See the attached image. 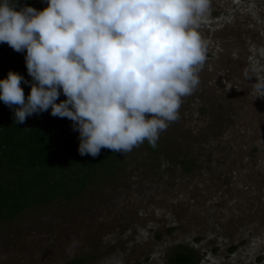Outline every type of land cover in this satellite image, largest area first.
<instances>
[{
  "label": "rangeland",
  "instance_id": "obj_1",
  "mask_svg": "<svg viewBox=\"0 0 264 264\" xmlns=\"http://www.w3.org/2000/svg\"><path fill=\"white\" fill-rule=\"evenodd\" d=\"M200 83L155 147L0 221V264H264V0H210Z\"/></svg>",
  "mask_w": 264,
  "mask_h": 264
},
{
  "label": "clouds",
  "instance_id": "obj_2",
  "mask_svg": "<svg viewBox=\"0 0 264 264\" xmlns=\"http://www.w3.org/2000/svg\"><path fill=\"white\" fill-rule=\"evenodd\" d=\"M42 10L0 0V44L18 53L32 78L25 97L13 71L0 101L16 123L47 112L79 132V154L155 147L200 83L208 43L199 22L210 0H47ZM19 8V10H16ZM253 90L264 96V81ZM65 100L57 103L61 95Z\"/></svg>",
  "mask_w": 264,
  "mask_h": 264
},
{
  "label": "trees",
  "instance_id": "obj_3",
  "mask_svg": "<svg viewBox=\"0 0 264 264\" xmlns=\"http://www.w3.org/2000/svg\"><path fill=\"white\" fill-rule=\"evenodd\" d=\"M19 4L38 11L48 6L47 0H19ZM25 56L26 51L18 53L8 44H0V80L6 79L9 71L22 75L29 81L21 84L27 98L32 78ZM65 99L61 91L57 103ZM79 144V132L73 130V122L53 117L51 108L18 124L14 108L0 101V221H10L28 210L73 198L100 175L112 173L124 155L105 148L97 157L81 156ZM192 260L191 256L178 253L170 264H188ZM86 261L77 258L70 264Z\"/></svg>",
  "mask_w": 264,
  "mask_h": 264
}]
</instances>
